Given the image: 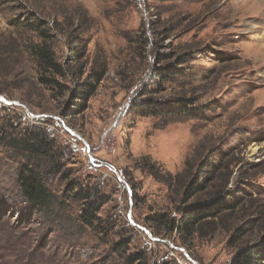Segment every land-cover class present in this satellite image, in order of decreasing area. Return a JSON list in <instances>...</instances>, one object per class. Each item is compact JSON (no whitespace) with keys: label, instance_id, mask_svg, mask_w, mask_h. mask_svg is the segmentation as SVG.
<instances>
[{"label":"rangeland","instance_id":"obj_1","mask_svg":"<svg viewBox=\"0 0 264 264\" xmlns=\"http://www.w3.org/2000/svg\"><path fill=\"white\" fill-rule=\"evenodd\" d=\"M254 3L0 0V98L10 103L0 101V264H229L264 245V6ZM38 22L45 34L29 28ZM42 35L64 73L57 90L39 83L30 52ZM161 53L193 58L161 83L152 74ZM80 84L88 97L73 95ZM146 91L189 98L193 114H128ZM31 132L54 141L50 157L15 146ZM202 165L215 180L183 204ZM26 172L45 174V211L24 202ZM226 182L241 206L179 233L183 207ZM79 189L86 202L70 197ZM161 215L176 218L173 230Z\"/></svg>","mask_w":264,"mask_h":264},{"label":"trees","instance_id":"obj_2","mask_svg":"<svg viewBox=\"0 0 264 264\" xmlns=\"http://www.w3.org/2000/svg\"><path fill=\"white\" fill-rule=\"evenodd\" d=\"M29 28L31 30L36 28L38 31L40 30L39 33L45 34L41 22L35 23V25L32 24ZM45 37L46 36H43V41L40 44L30 47V52L32 51V55L36 62L39 83L43 87H50L53 88V90H57V88L61 86V82L58 80H64V73L60 64L56 61L54 52L51 50L50 46L46 45V42L49 41V37ZM187 57H189V60L193 58L192 56L190 58L188 55L178 58L170 53L155 54L153 60L155 69L152 71V74L156 76V81L163 83L164 81L182 76L183 65L188 64ZM104 74L105 67L103 66L98 70L92 71V73L88 75L89 81L95 80V82H100ZM145 88L147 89V87ZM89 89H91L90 85L80 84L77 88H74L73 95L77 96L79 99L83 96L88 97L86 92H89ZM65 90L68 92L72 91L70 87H65ZM153 94V91H146L144 94L141 93L138 99V95L132 98L133 100L127 113L134 112V108H137V111L133 113L137 116L181 118L190 117L193 114L192 106L194 103L189 98H165L163 99V102H161V100H157ZM23 138H26V140L15 142V146L20 147V145L23 144V150L26 153L42 155L44 157L48 156V154L50 155L51 152L53 153L56 150V147L53 145L54 141L51 139L48 140L47 136L43 135V133L38 134L31 132L29 134L27 133ZM208 168L209 166L204 167L202 165L200 175L195 176L194 181L186 186L181 195L185 200L183 204H186L188 200L194 196L207 191L208 185L215 180L213 173L206 171ZM210 169L212 170V167ZM151 175L154 174L151 173ZM44 176L45 174L40 178V176L34 172H26L19 177L24 202L30 208L40 209L39 211H45L53 202L49 189L44 186ZM226 185H228V182L220 186L218 184H213L211 185L213 190L209 199L185 205L179 213L180 219L177 226L178 232L183 236L193 235L197 232L203 220L210 218L215 219L223 212L232 211L236 207L241 206L242 202H244L241 195L233 196L228 191H225ZM89 196V193L79 189L78 191L73 192V195L70 197L73 199L78 197L79 200H84L86 202V200L90 198ZM97 211V205L91 203L89 209H87L82 216L83 222L90 224V220ZM160 217L161 218L158 219L162 222V227L169 229L172 227L171 230L175 228L176 218L167 217L165 215H161ZM156 234L157 236L163 235L160 234V229L157 230ZM138 260H142L141 255H138L135 259V261ZM229 264H264V245L241 249L240 252L233 256Z\"/></svg>","mask_w":264,"mask_h":264},{"label":"bare ground","instance_id":"obj_3","mask_svg":"<svg viewBox=\"0 0 264 264\" xmlns=\"http://www.w3.org/2000/svg\"><path fill=\"white\" fill-rule=\"evenodd\" d=\"M257 7H263L264 6V0H253Z\"/></svg>","mask_w":264,"mask_h":264},{"label":"water","instance_id":"obj_4","mask_svg":"<svg viewBox=\"0 0 264 264\" xmlns=\"http://www.w3.org/2000/svg\"><path fill=\"white\" fill-rule=\"evenodd\" d=\"M0 101L3 102V101L1 100V98H0ZM3 103H5V102H3ZM5 104L10 105V103H5ZM89 159L91 160V158H89ZM147 235L150 237V239H151L152 241H154V242L159 241V240H155V239H153L152 236H150L149 233H147ZM180 251H182V250H180ZM186 258H187V257H186ZM187 259H188V258H187ZM189 261H190V260H189Z\"/></svg>","mask_w":264,"mask_h":264}]
</instances>
